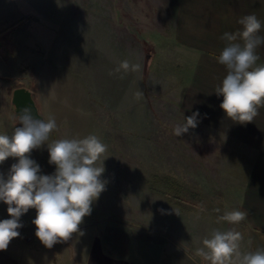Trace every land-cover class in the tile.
<instances>
[{"label": "rangeland", "instance_id": "1", "mask_svg": "<svg viewBox=\"0 0 264 264\" xmlns=\"http://www.w3.org/2000/svg\"><path fill=\"white\" fill-rule=\"evenodd\" d=\"M167 1L0 0V116L9 113L16 118L10 103L11 93L16 88L32 86L36 95L41 96L40 101L44 100L50 85L49 96L54 91L63 92L65 102L71 106L70 114H77L79 118L86 115L94 121L90 127L87 122L64 123L59 130L75 131L87 124V129L104 135L98 137L107 145L106 153L98 161L105 168L102 179L106 181V189L83 222L92 225L112 221L143 236L164 239L166 251L183 249L187 255L197 258L199 264H209L196 256L195 250L203 247V239L210 237L214 230L234 228L241 232V253L264 249L261 236L254 233L251 224L255 202L245 198L246 191L253 187L247 185L254 173L251 171L252 154L230 138L215 134L216 131L200 121L195 129L190 128L179 137L174 135L175 126L183 124L190 115L184 104L181 105L190 72L182 63L175 64L182 54L179 42H159L157 35L153 40L152 29L168 26L163 24L167 19ZM126 28L134 33L137 48L142 49L134 55V64L140 65L134 72L135 110L122 113L121 117L125 127L128 117L136 119L133 148L132 136L127 137L126 128L117 130L118 122L111 121L101 111L103 101L98 94L95 96L91 91V95L97 97L92 101H96L87 100L90 111H84L86 103L82 101L85 98L81 90L84 78L80 74V68L91 66L97 59L94 64L102 68L105 88L104 82L115 78L114 71L122 57L127 59V43L120 48V37H117L127 33ZM12 32L13 37H10ZM125 78L126 81L127 76ZM6 124L0 120V131L14 129ZM116 131L120 132L118 136ZM116 142L128 152L119 151ZM16 162L15 158H8L0 164V173L6 178ZM40 169L41 174L46 175L42 166ZM165 183H168L166 188ZM165 190L168 199L162 195ZM175 197L187 205H177ZM200 205L204 211L200 210ZM232 210L247 211L248 215L237 225L218 221L219 216ZM35 217L36 210L29 209L20 222L24 226H35L32 223ZM10 218L7 205L0 201V220ZM82 228L80 225L84 235L74 234L70 240L81 237L85 240L89 234ZM33 236L32 247L40 257L58 255L57 245L62 242L49 249ZM66 260L68 256L63 260L68 264ZM53 261L59 263L56 258Z\"/></svg>", "mask_w": 264, "mask_h": 264}, {"label": "crops", "instance_id": "2", "mask_svg": "<svg viewBox=\"0 0 264 264\" xmlns=\"http://www.w3.org/2000/svg\"><path fill=\"white\" fill-rule=\"evenodd\" d=\"M149 3L151 2L149 1ZM165 10H167L166 15L169 20H164L163 24L168 26L167 28L152 29L153 40H155L157 35V41L159 42L174 41L179 42L181 46L182 52L180 53L182 54L175 64L178 66L182 63V65L188 67L190 72V80L186 88L187 92L183 95L181 105L184 104L183 106L190 113L188 116L198 111L200 114L197 118L198 121L205 123L213 132L216 131L214 132L215 134L219 133L220 136L228 137L239 143L246 153L252 154L253 166L251 171H254V173L253 177L248 179L247 185L253 187H250L252 190L246 191L245 198L247 197L255 202L252 206L251 215L253 218L251 224L253 225L254 233L261 236V244L264 245V107L260 108L259 115L253 122L246 124L236 123L226 117L224 111L220 108L223 97L215 93L216 87L221 84L227 74L225 66L218 62L219 54L225 46V41L221 39L222 35L225 32L239 30L241 25H239L238 21L241 17L255 14L262 22L260 35L264 36V0H168L165 3ZM116 29L119 28L116 27ZM126 30L127 33H121L117 37H120V48H123V45L127 43L126 60L130 64H134L135 52H142V49L137 48L139 46L136 45L134 33H131L128 28ZM12 34L13 32L10 37H13ZM35 39L40 40L39 37H35ZM182 49H186L187 52ZM257 51L261 57L258 63H264V46H261ZM124 60L122 57L120 62ZM95 61L97 59H94ZM94 62L90 63L91 66L83 67L84 69L80 68V74L84 78V88H81L85 98L82 101L86 103L84 111H90L87 100L92 101L93 98H97L95 96L98 94V98L103 101V103L100 101L102 105V108L99 106L101 111L104 112V115L107 114L106 116L111 121L118 122L117 130L126 128L127 137L132 136L133 148L135 145L134 137L136 136V119L131 117L129 120L128 117L127 127H125L124 119H121V117L122 113L134 112L135 110V71L127 73L122 70L120 72L114 71L116 74L115 78L111 77L109 82H104V88L102 68H99ZM125 76H127L126 81ZM98 77L100 80H98ZM50 87L51 85L43 101H40L41 96L36 95L32 86L23 87L32 92L36 108L42 119L47 120L49 117H54L57 123V128L50 134L46 144L31 153V158L36 163H40L46 175H51L55 172V165L48 163L47 144L58 139H81L90 134H94L97 137L104 136L95 134L92 130L86 128L87 124L89 127L91 126L90 123L94 119L89 120L86 115H83L81 119L77 114H70L71 106L65 102L63 92L54 91L52 96H49ZM102 87L104 94L99 91ZM180 88L183 89L182 87ZM91 91H93L95 96L91 95ZM89 93L90 98L88 99ZM95 101H92V103ZM0 120L7 122L6 127L15 128L21 126L18 120L9 113L0 116ZM70 122L76 125L82 122L83 124L87 122V124L84 128H77L75 131H70L69 129L65 131L59 130L64 123L67 125ZM13 131L14 129L10 131L2 129L0 134L10 136ZM111 132L115 136L114 131ZM115 133L117 136L120 134L117 131ZM143 135L145 136V134ZM118 145L119 151L128 152L124 146ZM108 147L115 151L112 145ZM109 162L112 163L113 161ZM101 165L102 163L97 162V166ZM81 225L82 229H86L89 234L84 237L85 240L81 237L78 240L62 242L57 245L60 249L58 257L45 258L40 257V253L36 249L33 250L34 248L32 247L35 243L33 235H35L36 226L23 225V227L18 229L20 236L14 238L6 250L0 251V264H55L54 258H56L57 262L59 260L58 264H65L63 260L67 256L69 259L66 260L68 264H199L197 258L187 255L188 253L183 249L172 248L166 251L164 239H157L151 235L143 236L139 231H130L112 221L92 225H87L86 222H83ZM25 253H28V255ZM24 256H27L28 259ZM200 263L202 264V262Z\"/></svg>", "mask_w": 264, "mask_h": 264}, {"label": "clouds", "instance_id": "3", "mask_svg": "<svg viewBox=\"0 0 264 264\" xmlns=\"http://www.w3.org/2000/svg\"><path fill=\"white\" fill-rule=\"evenodd\" d=\"M238 23L239 30L225 32L221 37L225 46L218 62L225 66L227 74L215 93L223 97L220 108L226 117L246 124L253 122L264 107V63H258L261 57L257 51L264 46V36L260 35L262 22L255 14L241 17ZM139 69V64L124 60L115 71L127 73ZM199 115L197 111L185 117V122L173 129L174 135L179 137L190 128L195 129ZM16 119L21 126L15 127L10 136L0 134V164L10 157L17 160L6 178L0 173V201L7 205L11 217L0 220V251L20 236L18 229L23 227L20 218L29 209L36 210L32 220L35 236L46 248L66 242L74 234L84 235L80 225L106 189V181L102 179L105 168L97 166V162L106 153L107 145L94 134L81 139L55 140L47 144L48 163L55 165V172L43 175L30 154L46 144L57 128L56 120L54 117L38 119L27 106L19 110ZM199 208L204 211L203 205ZM247 215V211L232 210L219 216L218 221L237 225ZM242 239V233L234 228L214 230L210 237L203 239V247L197 248L195 255L209 264H264V249L241 253Z\"/></svg>", "mask_w": 264, "mask_h": 264}, {"label": "water", "instance_id": "4", "mask_svg": "<svg viewBox=\"0 0 264 264\" xmlns=\"http://www.w3.org/2000/svg\"><path fill=\"white\" fill-rule=\"evenodd\" d=\"M11 104L14 108V115L17 117L19 110L25 106L30 107L32 109V114L38 118L42 119L39 115L38 110L36 108L34 97L31 91L19 87L12 91L11 93Z\"/></svg>", "mask_w": 264, "mask_h": 264}, {"label": "trees", "instance_id": "5", "mask_svg": "<svg viewBox=\"0 0 264 264\" xmlns=\"http://www.w3.org/2000/svg\"><path fill=\"white\" fill-rule=\"evenodd\" d=\"M0 34H1V33H0ZM164 185H165V188H166L167 185H168V183H165ZM175 190H176V188H175ZM176 192L179 193L178 191H176ZM162 195L165 196V198L168 199V197H167V196H168V193H166V190H165V192L162 193ZM196 197H197V196H196ZM175 198H176L175 200H176V204H177V205H182V206H183V205H187L186 203H184V201H180V199H177V197H175ZM192 198L194 199L195 197H192ZM169 199H170V198H169ZM197 199H198V198H197ZM199 201H200V200H199ZM179 202H180L181 204H178Z\"/></svg>", "mask_w": 264, "mask_h": 264}]
</instances>
